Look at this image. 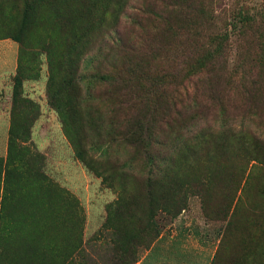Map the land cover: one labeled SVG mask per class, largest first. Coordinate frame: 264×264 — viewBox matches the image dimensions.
Instances as JSON below:
<instances>
[{"label":"rangeland","instance_id":"rangeland-1","mask_svg":"<svg viewBox=\"0 0 264 264\" xmlns=\"http://www.w3.org/2000/svg\"><path fill=\"white\" fill-rule=\"evenodd\" d=\"M119 1L0 0V264H264V0Z\"/></svg>","mask_w":264,"mask_h":264},{"label":"trees","instance_id":"trees-1","mask_svg":"<svg viewBox=\"0 0 264 264\" xmlns=\"http://www.w3.org/2000/svg\"><path fill=\"white\" fill-rule=\"evenodd\" d=\"M120 1L119 0H116V3H119ZM94 5V2H92V5H91V7ZM111 30H113V29H110V28H107L106 26L105 27H103V25L102 24H100V35L102 36H105V35H107V36H109V34H110V31ZM14 41H17L18 42V39L17 38H15V37H13L12 38ZM109 47H112V46H110L109 45ZM65 102V101H64ZM66 102H67V106L66 105H64L63 107L62 106H60V105H57V109H58V111H59V113H60V116H61V120H62V122H63V124L65 123V121H66V116H65V114H71V115H75L76 114V109H74V105H73V103H72V99L71 98H69L68 96H66ZM71 127H72V125H71ZM142 131V127H141V125L140 124H138V123H136V124H131V125H128V127H126V131L124 132V136H127V138H129L130 140H126L129 144H131V145H138V143H140L139 141H140V138L139 137H137V138H135V136H136V134L138 133V132H141ZM72 132V131H71ZM73 133V132H72ZM72 133H70V131H69V138L71 139V140H74V139H72V136H74ZM75 155L78 157V158H80L81 160H83L84 162H85V164L88 166L89 165V163L85 160V158H84V156H83V154H82V152L80 151V150H76L75 151ZM90 166V165H89ZM133 244V243H132ZM133 256V255H132ZM131 258V257H130Z\"/></svg>","mask_w":264,"mask_h":264},{"label":"crops","instance_id":"crops-1","mask_svg":"<svg viewBox=\"0 0 264 264\" xmlns=\"http://www.w3.org/2000/svg\"><path fill=\"white\" fill-rule=\"evenodd\" d=\"M15 46V51L18 54V45L16 42L13 44ZM6 45H3L5 48ZM16 54V56H17ZM17 58V57H16ZM9 127H10V117L5 114L3 111H0V155L5 153V144L9 136Z\"/></svg>","mask_w":264,"mask_h":264}]
</instances>
